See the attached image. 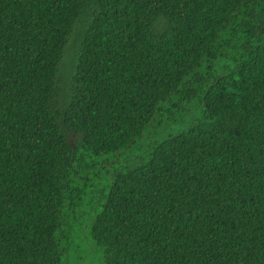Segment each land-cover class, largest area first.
Wrapping results in <instances>:
<instances>
[{
  "label": "trees",
  "instance_id": "obj_1",
  "mask_svg": "<svg viewBox=\"0 0 264 264\" xmlns=\"http://www.w3.org/2000/svg\"><path fill=\"white\" fill-rule=\"evenodd\" d=\"M85 237L100 264H264V0H0V264Z\"/></svg>",
  "mask_w": 264,
  "mask_h": 264
},
{
  "label": "rangeland",
  "instance_id": "obj_2",
  "mask_svg": "<svg viewBox=\"0 0 264 264\" xmlns=\"http://www.w3.org/2000/svg\"><path fill=\"white\" fill-rule=\"evenodd\" d=\"M74 46L75 45L72 44L71 47L68 48L67 52L70 56L74 53ZM69 55H67L65 59L66 62H70L71 57ZM193 119V112H190V114H188L181 123L168 124L165 128L166 131L163 132L161 135H163L164 133L173 134L176 133L179 129L187 128L189 125H191ZM150 130L151 127H147L144 136L139 141L142 145L141 148H135L134 150H130L126 153V156L130 162L136 161L141 155H143L144 149L145 147H147L148 141L155 139L156 136L154 137V135H149ZM78 251L79 253L77 255L80 256L78 264H100L102 259L101 250L98 248V246L94 243L92 239L85 237L84 241L79 244ZM75 261L76 259L73 262Z\"/></svg>",
  "mask_w": 264,
  "mask_h": 264
}]
</instances>
